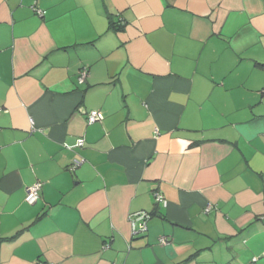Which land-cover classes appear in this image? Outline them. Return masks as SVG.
<instances>
[{"label": "crops", "instance_id": "1", "mask_svg": "<svg viewBox=\"0 0 264 264\" xmlns=\"http://www.w3.org/2000/svg\"><path fill=\"white\" fill-rule=\"evenodd\" d=\"M0 106V264H264V0H0Z\"/></svg>", "mask_w": 264, "mask_h": 264}, {"label": "built area", "instance_id": "2", "mask_svg": "<svg viewBox=\"0 0 264 264\" xmlns=\"http://www.w3.org/2000/svg\"><path fill=\"white\" fill-rule=\"evenodd\" d=\"M35 12L39 17H42L43 13L41 11H35ZM86 76H87V71L85 69L81 70L79 77H78V83L79 84L83 83ZM3 111H4L3 108L0 106V114ZM101 119H102V115L98 111H91V112L86 114L87 124H93L95 122L100 121ZM82 144H83V142L81 140H79L77 142L78 147H80ZM80 163H82V160L80 162H76L72 169L76 168ZM40 188H41V184L36 183L27 189L26 196H25V202L28 205H32L36 202V200L38 199V192H39ZM155 201L158 204L165 205L163 198L158 194L155 195ZM135 216H136V220L140 222V225L138 226V229H135V228L132 229V235L133 236L144 233L146 231V221L150 218V216L146 213H138ZM160 243L165 244L166 242H165V240H160Z\"/></svg>", "mask_w": 264, "mask_h": 264}, {"label": "trees", "instance_id": "3", "mask_svg": "<svg viewBox=\"0 0 264 264\" xmlns=\"http://www.w3.org/2000/svg\"><path fill=\"white\" fill-rule=\"evenodd\" d=\"M112 28H115V27L112 25Z\"/></svg>", "mask_w": 264, "mask_h": 264}]
</instances>
